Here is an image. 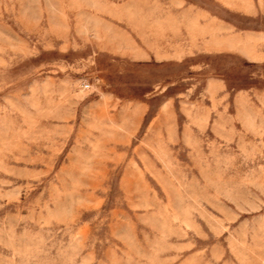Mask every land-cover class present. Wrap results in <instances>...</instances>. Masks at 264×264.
Segmentation results:
<instances>
[{"label": "rangeland", "instance_id": "obj_1", "mask_svg": "<svg viewBox=\"0 0 264 264\" xmlns=\"http://www.w3.org/2000/svg\"><path fill=\"white\" fill-rule=\"evenodd\" d=\"M0 264H264V0H0Z\"/></svg>", "mask_w": 264, "mask_h": 264}, {"label": "built area", "instance_id": "obj_2", "mask_svg": "<svg viewBox=\"0 0 264 264\" xmlns=\"http://www.w3.org/2000/svg\"><path fill=\"white\" fill-rule=\"evenodd\" d=\"M89 88H90V84H86L85 89H89Z\"/></svg>", "mask_w": 264, "mask_h": 264}]
</instances>
